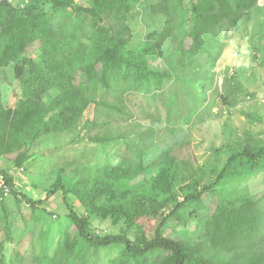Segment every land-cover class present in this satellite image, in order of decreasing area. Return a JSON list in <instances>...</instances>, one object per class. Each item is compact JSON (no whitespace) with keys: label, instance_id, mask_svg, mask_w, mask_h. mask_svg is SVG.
Wrapping results in <instances>:
<instances>
[{"label":"trees","instance_id":"1","mask_svg":"<svg viewBox=\"0 0 264 264\" xmlns=\"http://www.w3.org/2000/svg\"><path fill=\"white\" fill-rule=\"evenodd\" d=\"M92 1L89 7H79L80 12L90 16L91 29L57 18L73 0H35L23 7L0 2V68L14 63V74L23 84L14 107H4L0 98V156L15 167L23 165L31 146L42 136L75 127L91 104L92 123L101 116L109 119L113 113L131 117L123 102L127 92L148 94L160 90L166 81L185 80L197 68L202 69L203 79L212 81L216 76L214 67L226 46L213 34L212 27L227 20L232 30L258 0H189V27L182 9L184 0ZM114 8L122 13L138 10L146 28L151 33L159 32L158 38L165 42L155 44L157 55L148 53L155 52L153 45L150 49H133L125 40L113 36L102 23L101 13ZM240 85L234 73L225 75L220 85L224 101L234 96ZM51 90L56 94L46 101ZM99 90L104 96L96 99ZM106 140L108 137L94 139ZM138 143L133 140L127 144L136 157L127 153L117 164L105 165L102 175L108 180H131L155 168L148 181L151 196L147 204L125 202L106 207L93 201L89 207L92 212L107 208L106 214L114 223L124 218L126 228L122 232L92 231L89 218L68 203V191L61 184L54 183L47 192L48 196L62 190L67 216L83 240L98 247L123 245L121 256L113 264H264V193L257 197L237 193L211 199L215 186L227 173L239 167L264 172V145L233 152L211 185L178 201L173 192L175 159L163 154L152 167L146 163ZM0 175L14 198L32 208L44 202L32 200L18 190L6 170L0 169ZM193 201L203 204L204 220L197 231L198 240L187 243L164 236L162 228L167 221ZM143 222L154 227L152 236L146 234ZM133 227L140 233L132 238L128 232ZM19 256L11 239V226L6 223L0 234V264H17Z\"/></svg>","mask_w":264,"mask_h":264},{"label":"rangeland","instance_id":"2","mask_svg":"<svg viewBox=\"0 0 264 264\" xmlns=\"http://www.w3.org/2000/svg\"><path fill=\"white\" fill-rule=\"evenodd\" d=\"M34 1L12 0L9 4L23 7ZM92 2L73 0L69 9L57 14V18L61 22H79L91 29L90 16L80 12L79 7H89ZM182 9L189 27L192 17L189 0L183 1ZM245 14L232 30L227 20L212 27L213 34L226 45L214 72L232 66L241 84L234 96L224 101L223 87L215 77L212 81L205 80L201 68L193 69L185 80H168L160 90L148 94L127 92L123 102L131 117L113 113L109 119L101 116L92 123L94 104L89 105L75 127L42 136L31 146L21 167L10 164L16 188L32 200H44L32 208L10 193L0 198V234L9 223L14 248L20 255L17 264H113L121 256L123 245L98 247L83 240L67 216L62 190L48 196L47 192L54 183L61 184L68 191V203L89 218L92 231L122 232L126 228L124 218L114 223L106 214L107 208L92 212L89 207L93 201L106 207L125 202L135 206L147 204L151 196L148 181L155 168L131 180H108L102 175L105 165L117 164L127 153L136 157L134 151L127 149L133 140L139 142L150 166L166 153L175 159L173 192L178 201L211 185L233 152L264 145V0H258ZM101 16L113 36L125 40L133 49H150L153 45L155 52L148 50V53L155 56V44L165 42L158 38L159 32L151 33L146 28L138 10L122 13L114 8L105 10ZM235 50L238 56L231 57ZM13 65L0 68V98L7 108L16 105L23 89ZM55 94L51 90L46 101ZM95 96L103 97V91L99 90ZM106 137V141H94ZM214 192L213 200L237 193L260 196L264 193V172L239 167L227 173ZM203 220L201 201L188 202L167 221L162 233L194 243ZM143 226L146 234L152 236L154 227L148 222H143ZM128 233L133 238L140 232L133 227Z\"/></svg>","mask_w":264,"mask_h":264},{"label":"built area","instance_id":"3","mask_svg":"<svg viewBox=\"0 0 264 264\" xmlns=\"http://www.w3.org/2000/svg\"><path fill=\"white\" fill-rule=\"evenodd\" d=\"M1 1H7L8 3H10L12 0H0V2ZM232 56L233 57H237L238 56V50H235L233 52V54L231 55V57ZM231 74H233V68H232V66H229L228 69L225 68V67H223V68H220V69L217 70L215 79H216L217 83L219 85H221L222 84V81H223V78L225 77V75H231ZM9 193H10L9 192V188L5 184L2 175H0V198H3L5 196H7Z\"/></svg>","mask_w":264,"mask_h":264},{"label":"crops","instance_id":"4","mask_svg":"<svg viewBox=\"0 0 264 264\" xmlns=\"http://www.w3.org/2000/svg\"><path fill=\"white\" fill-rule=\"evenodd\" d=\"M0 164L2 165V167L0 169H4L12 175L13 167L10 165L11 164L10 161H8L6 158L1 157L0 158Z\"/></svg>","mask_w":264,"mask_h":264}]
</instances>
